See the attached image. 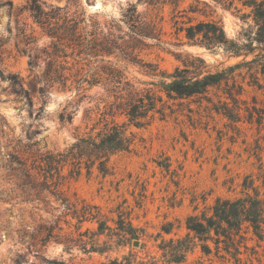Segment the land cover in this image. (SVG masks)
Masks as SVG:
<instances>
[{"label": "rangeland", "instance_id": "rangeland-1", "mask_svg": "<svg viewBox=\"0 0 264 264\" xmlns=\"http://www.w3.org/2000/svg\"><path fill=\"white\" fill-rule=\"evenodd\" d=\"M31 1L0 0V117L3 132L13 139L6 147L1 140L0 158L15 146L30 156L29 163L37 158L42 165L43 153L64 150L92 127L93 132L102 128L105 120L127 119L109 109L112 99L102 86L76 92L73 79L83 76L87 67L81 63L89 60L76 63L77 48L59 44L46 32L28 8ZM168 1L152 7L138 0H38L44 11L59 8V21L70 19L67 26L82 18L79 27L87 38L93 22L104 32L113 23L120 28L112 30L114 35L126 41L122 14L135 3L159 35L135 44L136 62L113 55L106 59L140 87H152L148 82L160 79L154 74L171 73L191 56L202 58L212 72L240 65L228 72V85L223 81L204 97L163 96L161 113L155 112L147 125H128L134 145L110 156L107 174L95 166L69 174L67 166L58 192L41 189L27 198L13 184L0 181V264H264V232L261 237L246 235L239 263L229 255H203L199 247L181 262H166L158 250L162 237L185 235L189 214L207 209L217 197L239 195L244 176L264 172V42L247 39L256 31L252 7L247 0ZM208 20L218 21L226 37L241 45V55L191 43L178 30ZM12 74L15 84L8 77ZM62 77L68 78L65 85ZM227 92L235 93V99ZM225 103L235 121L224 114ZM84 209L98 213L110 229L98 233L94 219L79 216ZM119 223L133 228L138 238L125 241ZM167 223L169 233L162 231Z\"/></svg>", "mask_w": 264, "mask_h": 264}, {"label": "trees", "instance_id": "trees-1", "mask_svg": "<svg viewBox=\"0 0 264 264\" xmlns=\"http://www.w3.org/2000/svg\"><path fill=\"white\" fill-rule=\"evenodd\" d=\"M138 2L155 7L163 6L169 1L138 0ZM246 5L252 7L251 15L256 26L253 36L248 35L247 39L250 42L255 40L258 43H263L264 2L247 0ZM28 8L33 18L38 23H42L46 32L52 37H57V40L60 41L59 44H63L62 42L72 43L71 45L77 48L76 63H80L81 60H89V64L81 63L87 67L83 76L73 79L76 92L79 93V91L96 85L102 86L107 96L112 99L109 109L113 110L114 114L116 112L123 114L127 120L122 123L105 120L102 128L93 132L94 127H92L89 132L77 136L76 140L64 150L56 153H43L42 165L37 162V158H33L29 163L30 156H25V150L16 149L15 146L2 154L0 181L9 185L13 184L14 187L26 193V198L33 194L38 195L41 189H50L53 194L58 192L61 181L65 178L63 170L67 166L69 174L78 175L82 168L90 172L94 166L102 174H107L110 156L118 152H128L134 145L135 135L128 130V125L132 124L136 127L147 125L155 112L161 113L165 103L163 96L168 99L204 97L210 88L220 86L223 81L228 85L230 78L228 72L240 65L237 63L226 69L212 72L207 69L202 58L191 56L190 60L183 62L182 67H176L171 73L160 71L159 74H154L158 75L160 79L148 82L152 87H140L136 82L128 79L123 70L115 63L106 59L113 55L122 57L128 63L136 62L135 44L142 42L141 39L144 37L156 38L155 35H159V33L154 34L155 23L141 15L135 3L128 4L122 14V22L127 26V32L124 34L125 37H128L127 41L121 36H115L112 32L113 29H120L116 24L110 23L104 32L103 30L98 31V22H93L92 29L88 31L89 38H87V35H84L79 27L81 23L85 22L82 18L72 19V25L67 26L68 19L64 18L61 22L59 21V8L44 11L38 0H32ZM191 11L195 12L196 10L192 9ZM51 18H56V20H51ZM178 30H183L185 37L191 43L205 46L208 49L221 47L225 52L235 56L242 54L241 45L226 37L223 26L218 21L188 23L186 26H180ZM65 34H70V38H66ZM117 40H122V42L118 43ZM246 49L251 51L248 47ZM150 65L140 64L142 67L152 69ZM83 66L78 69V75L81 74L80 70H83ZM147 73H150V70ZM8 77L13 84L16 83L15 74L8 75ZM62 78V83L65 85L68 78ZM235 85V81H233L232 86ZM24 93L27 94L26 91ZM227 93L229 98L235 99V93ZM42 94H44L43 89ZM224 107V114L235 121L236 115H233L227 104ZM4 125L5 121L0 117V150L2 148L1 140H5L4 147L13 141L3 132ZM40 175H42V180L38 181ZM240 184L239 195L217 197L207 209L189 214L185 219L186 233L184 236L169 237L168 239L162 237L158 244L161 257L166 262H181L189 252L195 247H199L203 255L213 254L219 258L229 255L239 263L241 260L240 243L246 239V235L251 232L261 237L264 232V172L255 178L246 175ZM86 210H82L79 216L94 219L97 222L98 233L101 234L106 229H110L105 220L98 217V213ZM118 229H122V237L126 238L125 241L130 238H138L137 232L131 227L126 229L119 223ZM162 231L169 233L171 224L163 225ZM48 236L50 237V234ZM42 241L45 242L46 238ZM101 264L119 263L110 261Z\"/></svg>", "mask_w": 264, "mask_h": 264}]
</instances>
